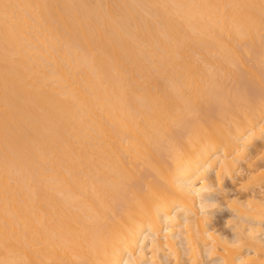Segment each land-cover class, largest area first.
<instances>
[{"label":"bare ground","instance_id":"bare-ground-1","mask_svg":"<svg viewBox=\"0 0 264 264\" xmlns=\"http://www.w3.org/2000/svg\"><path fill=\"white\" fill-rule=\"evenodd\" d=\"M239 73L264 94V0H0V264H264Z\"/></svg>","mask_w":264,"mask_h":264},{"label":"rangeland","instance_id":"rangeland-1","mask_svg":"<svg viewBox=\"0 0 264 264\" xmlns=\"http://www.w3.org/2000/svg\"><path fill=\"white\" fill-rule=\"evenodd\" d=\"M239 74L243 75L241 73H239ZM238 79H237L236 83H238V85H240L243 90L246 89V93L248 94L250 99H252V101H256L257 103L258 102L260 103L261 98H262V101L264 100V94H263V89H261V86H262L261 84H260L261 85L260 87L257 85L259 83L252 84L251 83L252 81L248 80L247 77H245L244 75ZM201 110H203V109H200L198 111L200 112ZM263 141H264V134H263V136H260V138L257 139V142H259V143H261ZM251 147L253 148L254 146H251ZM263 163H264V161L258 160L255 163V166L260 167L263 165ZM142 177H143V175L140 178V182L143 180V178L145 176L143 178ZM149 182H150L151 186H154L156 183V177L155 176L151 177L149 179ZM222 183H223V187L226 186V189H232L230 192L231 193L237 192L238 196H242L243 194H245L246 192L249 191L248 188H246V189L240 188V189L234 190V187L232 186V184L233 185H235V184L231 183L228 179H225ZM246 186H249V185H246ZM237 188H238V186H237ZM263 191H264V189H263ZM208 198L214 202L216 200V204H213L212 206L209 207V209L211 211H214V212H211V215L208 218L209 225L215 227L216 229L223 231L224 233H232V226L233 225H232V222L230 221V219L232 218L234 212L227 205L225 198L221 194H218V193H212V194L208 195ZM214 259H216L215 256H208L206 259L202 258V260L205 261L204 264H215L213 261Z\"/></svg>","mask_w":264,"mask_h":264}]
</instances>
